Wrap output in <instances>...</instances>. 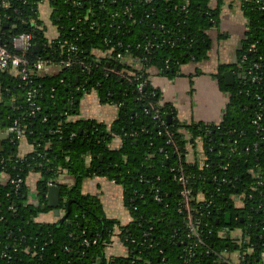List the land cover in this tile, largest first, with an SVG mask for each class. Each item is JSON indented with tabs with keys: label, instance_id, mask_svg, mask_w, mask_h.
Returning a JSON list of instances; mask_svg holds the SVG:
<instances>
[{
	"label": "trees",
	"instance_id": "obj_1",
	"mask_svg": "<svg viewBox=\"0 0 264 264\" xmlns=\"http://www.w3.org/2000/svg\"><path fill=\"white\" fill-rule=\"evenodd\" d=\"M44 1L0 0L1 42L13 49V36L31 33L42 50L26 53L30 66L39 58L52 64L49 71L33 68L31 87L37 88L34 102L40 107L33 115L23 81L0 71V127L8 130L17 120L22 132L0 141V264H221L222 254L231 259L235 251L245 257L241 264H263L264 132L254 123L261 112L264 125L261 3L232 0L249 28L233 66L237 76L228 87L223 119L205 125L182 123L161 104L151 70L173 78L184 63L204 59L226 0H48L58 31L54 40L41 18ZM252 42L257 52L249 51ZM68 58L73 63L65 66ZM254 63L261 65L256 81L250 76ZM140 82L149 100L135 90ZM91 90L117 106L110 127L76 118L78 101ZM155 110L166 129L154 118ZM116 138L120 144L112 148ZM23 140L33 147L24 156ZM199 144L202 157L189 159L190 147ZM33 171L41 173L37 202L29 201L26 184ZM62 172L75 178L73 185L59 182ZM180 173L190 177V211L175 179ZM94 176L123 187L129 223L108 217L98 196L82 192L83 181ZM19 177L18 188L12 180ZM50 183L61 188L63 214L45 222L39 216L52 210L43 208ZM189 216L213 230L204 234V245L187 237ZM226 228L242 232V241L232 240ZM115 238L126 246V256H107Z\"/></svg>",
	"mask_w": 264,
	"mask_h": 264
},
{
	"label": "crops",
	"instance_id": "obj_2",
	"mask_svg": "<svg viewBox=\"0 0 264 264\" xmlns=\"http://www.w3.org/2000/svg\"><path fill=\"white\" fill-rule=\"evenodd\" d=\"M39 10L41 18L48 27V39H56L58 31L50 21L51 7L48 0L40 4ZM248 28L247 20L238 2L226 0L219 26L209 32L211 44L204 59L184 63L180 73L173 78L162 76L155 70H151V85L160 91L161 104L170 106L175 112V118L180 122L211 125L222 121L231 96L228 87L234 85L237 76L233 66L237 63L238 54L244 45ZM230 70L235 76L233 83L227 82L224 76ZM78 104L77 119L95 120L110 127L118 117L117 106L104 103L95 90L85 92ZM9 134L8 130L0 127V141L8 137ZM119 144L120 140L116 138L111 143V147L117 148ZM32 150L33 147L24 140L20 143L21 155L29 154ZM190 154L192 155L189 158L191 160L201 158L200 144L193 150L190 147ZM40 179L41 173L34 171L27 178L30 202L39 200L37 186ZM59 182L70 186L74 184L75 178L67 172H62ZM82 192L98 196L108 217L117 219L122 224H127L132 220L124 205L123 187L115 181L104 176L87 178L83 181ZM44 199V204H47V198L44 197ZM237 206L241 207L242 204L238 203ZM39 217L45 222H53L57 219L54 209ZM106 254L108 257H123L127 255V248L119 238H115L106 248ZM231 256L233 259L237 258V251L231 253Z\"/></svg>",
	"mask_w": 264,
	"mask_h": 264
},
{
	"label": "built area",
	"instance_id": "obj_3",
	"mask_svg": "<svg viewBox=\"0 0 264 264\" xmlns=\"http://www.w3.org/2000/svg\"><path fill=\"white\" fill-rule=\"evenodd\" d=\"M148 2L152 0H147ZM257 2L261 3L260 10L264 11V0H258ZM126 13H129V7L125 11ZM1 25V21H0ZM12 45L13 49H9L5 44L1 42L0 38V71H8L12 73L13 75L17 76L19 79H21L24 83V86L27 87V101L29 103V106L31 107V114H35L36 111L40 110V107L36 105L34 102V98L37 94V88L31 87L33 83L32 79V72L33 68L37 71H49L52 67L51 61L49 59L45 58H39L33 65V67L30 66V61L26 57V53L30 50L34 49L35 43H34V35L31 33H20L18 35L13 36L12 38ZM152 47V43H149L147 45V50H150ZM76 47L74 45L70 46V50H75ZM258 46L257 42H252L249 45V51L251 52H257ZM126 53L129 52V50L126 49ZM119 58H124L121 53L118 54ZM73 63L71 58H68L64 64L65 66H70ZM135 66H138V64ZM261 67L260 63H254L252 65V69L250 70V76L253 81L259 80L260 77L257 74V70ZM135 90L138 92L139 97L143 99H148V96L145 93L144 83L140 82L134 85ZM154 118L159 121L160 125L167 128V123L165 120L161 118L159 115V112L155 110ZM263 120V114L257 113L256 117L254 119V123L258 124V133L264 132V125L260 126V122ZM10 133H17L18 137H21V128L19 125V122L16 120L12 127L8 129ZM264 138V136H263ZM172 141L169 139V142ZM200 159V158H199ZM177 167H174L172 170H176ZM205 176H203L204 178ZM175 179L180 183V185L183 187L181 191V195L183 197V202L185 204V207L187 208V211H190L189 205L190 202L194 199L193 197V189L191 188L190 184V177L186 176L184 173H180L179 175L175 176ZM12 183L16 187H20V185L23 183L22 178L13 179ZM49 185H54V183H50ZM157 200H160V197L156 196ZM236 206L238 203L242 204L243 201L241 198H236L235 200ZM241 206V207H242ZM200 218L194 219L192 216H189L188 221V232L187 237L192 240V243L194 245H204L205 239L204 234L206 233V236L213 233L212 229H207L206 224L204 227H201ZM227 234H230L232 237V240L241 242L242 240V232L238 230H234L233 228H226L224 231ZM85 244L88 245L89 241L85 240ZM250 250V249H249ZM236 253V251L234 252ZM223 256H220V263L221 264H241L240 260L245 259V257L242 255L241 252H237V258L233 259L231 256V259L226 258L225 254H222ZM262 257H264V253L262 254ZM264 264V261H263Z\"/></svg>",
	"mask_w": 264,
	"mask_h": 264
},
{
	"label": "water",
	"instance_id": "obj_4",
	"mask_svg": "<svg viewBox=\"0 0 264 264\" xmlns=\"http://www.w3.org/2000/svg\"><path fill=\"white\" fill-rule=\"evenodd\" d=\"M35 52H40L42 50V47L40 44H36L33 49ZM225 78L227 79V82L233 83L235 80V76L233 71H228L225 73ZM82 132V129H80V133ZM44 197L47 198L48 202L47 204L43 205V208L49 207L54 209V213L56 216H61L63 213L59 210L60 202H61V188L58 184L54 185H48L46 187ZM70 209H68V212ZM230 214L227 215L228 221L230 220Z\"/></svg>",
	"mask_w": 264,
	"mask_h": 264
}]
</instances>
